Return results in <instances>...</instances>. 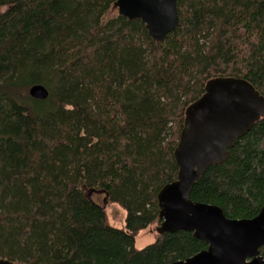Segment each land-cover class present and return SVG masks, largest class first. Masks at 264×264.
<instances>
[{"label":"trees","instance_id":"16d2710c","mask_svg":"<svg viewBox=\"0 0 264 264\" xmlns=\"http://www.w3.org/2000/svg\"><path fill=\"white\" fill-rule=\"evenodd\" d=\"M116 0H0V259L15 264H168L206 249L159 224L177 177L187 106L208 80L242 78L264 97V0H178L154 41ZM41 84L44 100L29 96ZM101 193L126 212L113 227ZM227 218L264 206V115L190 192ZM264 259V245L260 248Z\"/></svg>","mask_w":264,"mask_h":264},{"label":"water","instance_id":"95a60500","mask_svg":"<svg viewBox=\"0 0 264 264\" xmlns=\"http://www.w3.org/2000/svg\"><path fill=\"white\" fill-rule=\"evenodd\" d=\"M177 1L116 0L115 7L120 16L140 20L148 35L160 42L178 23ZM48 93L41 84L28 89L29 96L38 100ZM263 115L264 97L248 81L234 77L208 80L203 94L187 106L173 153L177 177L157 193L161 219L157 232H191L207 247L168 264H264L259 251L264 245V206L253 218L230 219L218 206L190 199L203 172L222 163L235 141ZM105 203L104 199L103 208ZM0 264L15 263L0 259Z\"/></svg>","mask_w":264,"mask_h":264},{"label":"rangeland","instance_id":"374dc122","mask_svg":"<svg viewBox=\"0 0 264 264\" xmlns=\"http://www.w3.org/2000/svg\"><path fill=\"white\" fill-rule=\"evenodd\" d=\"M117 12V9L111 11V13ZM89 197L96 200L98 203L102 204L104 201V196L101 193L96 192H89ZM88 193V194H89ZM106 202V199H105ZM105 212L107 214L108 222L116 228H125V218H126V212L123 210L120 206L117 204H108L105 203ZM159 224H153L148 226L147 228L141 230L135 238V248H142L150 243H152L157 234V227Z\"/></svg>","mask_w":264,"mask_h":264},{"label":"flooded vegetation","instance_id":"af4514ba","mask_svg":"<svg viewBox=\"0 0 264 264\" xmlns=\"http://www.w3.org/2000/svg\"><path fill=\"white\" fill-rule=\"evenodd\" d=\"M87 197H88V194H87ZM90 198V197H89ZM103 204V203H102ZM260 251V250H259ZM261 256V255H260ZM262 257V256H261Z\"/></svg>","mask_w":264,"mask_h":264}]
</instances>
